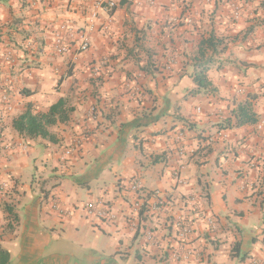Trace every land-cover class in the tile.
Instances as JSON below:
<instances>
[{"label":"crops","instance_id":"0c3cea01","mask_svg":"<svg viewBox=\"0 0 264 264\" xmlns=\"http://www.w3.org/2000/svg\"><path fill=\"white\" fill-rule=\"evenodd\" d=\"M94 1L0 0V244L11 264L264 262V0H115L86 51L57 54L58 24L84 26ZM210 34L225 46L207 72L212 92L192 78ZM250 95L258 121L233 126ZM60 98L73 110L49 128L56 142L12 127L28 105L46 112ZM86 201L115 218L86 216Z\"/></svg>","mask_w":264,"mask_h":264},{"label":"trees","instance_id":"16d2710c","mask_svg":"<svg viewBox=\"0 0 264 264\" xmlns=\"http://www.w3.org/2000/svg\"><path fill=\"white\" fill-rule=\"evenodd\" d=\"M224 40L213 34L201 38L198 42L197 50L194 56L195 70L192 74L193 81L197 87L196 90H205L212 92L215 90L207 72L212 61L214 53L223 51L225 46L220 47ZM256 96L250 95L244 101L236 105L231 110V116L234 118L233 126H242L255 124L258 121V115L253 109V99ZM73 108L66 104L65 99L60 98L50 105L46 112H33L28 105L23 113L15 117L12 121V127L21 136L28 138L41 137L51 142H56L55 135L49 128L57 123L67 121ZM227 125H230L228 123ZM145 203V202H144ZM142 203V207L144 206ZM3 211L5 216V229H12L17 225L18 215L11 204H5ZM143 209L139 213H142ZM0 264H11L9 252L0 244Z\"/></svg>","mask_w":264,"mask_h":264},{"label":"built area","instance_id":"2783aa9c","mask_svg":"<svg viewBox=\"0 0 264 264\" xmlns=\"http://www.w3.org/2000/svg\"><path fill=\"white\" fill-rule=\"evenodd\" d=\"M138 3H145L147 5L153 4L154 0H137ZM116 6L115 0H95L92 8L88 10L87 18L84 26L75 27L73 24L68 22H63L58 24L55 32L53 33V47L57 54L66 53L72 45H76V52H84L90 46V31L94 27V23L99 15V10H103L110 15ZM237 16V12L234 13ZM103 29L107 28V25H103ZM77 143V142H76ZM79 145V144H77ZM73 148H65V155H69ZM129 189L137 193L140 190V183L138 181L131 182ZM142 202L136 199L133 202V211H139L141 209ZM50 207L57 210L59 214L64 213L62 205L56 200L52 199L50 201ZM83 210L86 216H95L99 219L113 220L115 214L113 210L107 205H101L93 201H86L83 205ZM211 219V218H210ZM250 264H264L257 260H252Z\"/></svg>","mask_w":264,"mask_h":264}]
</instances>
